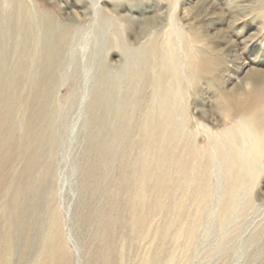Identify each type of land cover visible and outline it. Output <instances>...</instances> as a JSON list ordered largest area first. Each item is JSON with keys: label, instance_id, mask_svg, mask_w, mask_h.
Here are the masks:
<instances>
[{"label": "rangeland", "instance_id": "rangeland-1", "mask_svg": "<svg viewBox=\"0 0 264 264\" xmlns=\"http://www.w3.org/2000/svg\"><path fill=\"white\" fill-rule=\"evenodd\" d=\"M0 264H264V0H0Z\"/></svg>", "mask_w": 264, "mask_h": 264}]
</instances>
